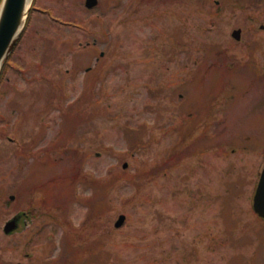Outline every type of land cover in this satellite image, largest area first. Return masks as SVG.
Returning <instances> with one entry per match:
<instances>
[{
  "label": "rangeland",
  "instance_id": "374dc122",
  "mask_svg": "<svg viewBox=\"0 0 264 264\" xmlns=\"http://www.w3.org/2000/svg\"><path fill=\"white\" fill-rule=\"evenodd\" d=\"M98 1L0 72V264H264V0Z\"/></svg>",
  "mask_w": 264,
  "mask_h": 264
},
{
  "label": "water",
  "instance_id": "95a60500",
  "mask_svg": "<svg viewBox=\"0 0 264 264\" xmlns=\"http://www.w3.org/2000/svg\"><path fill=\"white\" fill-rule=\"evenodd\" d=\"M88 9H94L98 5V0H86ZM33 0H3L0 8V72L1 68L7 62L15 46L21 39V35L26 27L29 13L32 8ZM264 29V27H262ZM242 30H235L233 37L241 40ZM128 164H125L126 168ZM255 211L261 218H264V169L261 173V179L258 184L257 191L254 195ZM15 199L14 197H11ZM126 216L122 215L115 223L118 228L124 226ZM14 222H11L5 228L6 233L14 231ZM22 264V263H20Z\"/></svg>",
  "mask_w": 264,
  "mask_h": 264
},
{
  "label": "trees",
  "instance_id": "16d2710c",
  "mask_svg": "<svg viewBox=\"0 0 264 264\" xmlns=\"http://www.w3.org/2000/svg\"><path fill=\"white\" fill-rule=\"evenodd\" d=\"M2 0H0V4H1ZM8 204H10V202L7 201Z\"/></svg>",
  "mask_w": 264,
  "mask_h": 264
}]
</instances>
